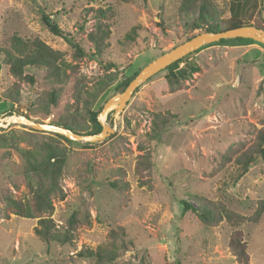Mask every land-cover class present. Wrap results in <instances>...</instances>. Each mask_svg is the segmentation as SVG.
<instances>
[{
	"label": "rangeland",
	"instance_id": "1",
	"mask_svg": "<svg viewBox=\"0 0 264 264\" xmlns=\"http://www.w3.org/2000/svg\"><path fill=\"white\" fill-rule=\"evenodd\" d=\"M210 1L223 25L231 15L232 0ZM251 1L257 8L249 25L264 26V0ZM179 2L0 0V48L11 36L27 41L37 37L60 51L62 60L75 66L74 75L90 87L105 75L121 78L142 68L198 32L189 29L192 19L179 17ZM98 13L108 30V45L100 57H92L89 35ZM42 14L52 19L61 35L43 24ZM132 27L135 33L127 40ZM75 45L86 54L78 56ZM1 58L0 51V99L15 98L17 114L43 117L48 93L58 85L33 68L29 72L35 73V83L21 82ZM195 58L199 71L175 91L168 90L165 68L143 81L116 117L114 132L102 141H61L67 148L58 181L64 196L51 197L50 217L58 231L71 235L69 243L41 241L33 229L37 218L18 216L8 206L12 199H30L28 184L34 188L41 178L24 173L20 154L7 141L12 144L14 139L17 147L25 148L46 139L48 133L16 122L0 129V264H94L93 257L77 253L102 243L118 250L113 264H240L228 244L235 231L241 232L246 244L248 264H264V208L256 222L232 225L223 220L208 225L193 211L183 212L180 203L249 217L264 200V158L258 157L239 179L234 164L235 150L248 146L254 130L264 123V43L213 44L202 47ZM110 62L115 66L107 68ZM74 75L58 107L43 121L63 112V103L71 100ZM114 85L90 107L117 101L120 92ZM4 108L0 102V115H6ZM155 112L176 117L157 139L149 140L144 134ZM106 123L113 125L110 118ZM141 154L148 155L151 165L138 173L135 165ZM114 230L118 235L112 237Z\"/></svg>",
	"mask_w": 264,
	"mask_h": 264
},
{
	"label": "trees",
	"instance_id": "2",
	"mask_svg": "<svg viewBox=\"0 0 264 264\" xmlns=\"http://www.w3.org/2000/svg\"><path fill=\"white\" fill-rule=\"evenodd\" d=\"M256 8L257 4L255 1L232 0L230 6L231 15L225 20L223 25L216 19V11L210 0H180L177 13L182 19H192V22L188 25L190 30L199 29L198 32L188 35L185 38L187 40L203 31L217 32L242 25H249L250 23H248V19L253 16ZM260 12L261 10L259 11V14ZM97 17L95 30L89 35L93 43V51L90 54L92 57H100L104 48L108 45V42L106 41L108 30L105 24L101 21V14L97 15ZM41 20L53 34H62L57 25L48 15L42 14ZM254 26L264 30V26H261L260 24H254ZM133 33H135V27H132L125 35L126 39L132 40ZM65 39L69 42L72 41L68 37H65ZM256 42L257 41L253 39L242 37L220 39L217 42L203 45L186 54L165 67L167 70L165 80L168 85V90L175 91L179 89L184 80L190 78L192 73L199 71L200 67L195 58V54L202 47L213 44L243 45ZM0 51L2 53L1 61L7 66L8 72L21 82H25L30 86L35 83V73L29 72V69L33 68L35 70L43 71V78L54 85H58L56 88L53 86L54 88L48 93V102H46L43 107V117L34 120L43 121V118L53 114V111L58 107L57 105L64 87L68 86L72 79V75L75 74V66L65 63L62 60V53L60 51L51 48L37 37L31 41H27L22 40L17 36H11L8 40V44L1 47ZM75 52L78 56L86 54V52L78 45H75ZM162 53L163 52L160 54ZM180 64H182V66H180ZM106 66L107 68H111L114 67L115 64L110 62ZM140 69L141 67L134 68L123 74L121 78L117 77L116 74L105 75L98 78L90 87L84 83L82 78H77L74 75L75 78L72 84L71 100H66L63 103V112L56 118L49 119L48 123L66 127L78 134L98 133L101 130V125L97 120V114L102 107L100 106L98 109H92L90 107L91 104L96 100L100 93L105 91L114 82L115 91L122 92ZM13 100H15V98L6 97L3 100L0 99V102L5 106L4 109L6 114L16 112L14 108L15 101ZM19 114L29 117L28 114L23 112H19ZM175 117L176 115L170 112L153 113L150 130L144 135L149 140L157 139L163 129ZM107 118H110L111 120L110 113ZM27 128L33 130L30 127ZM47 133L48 136L46 139L37 141L25 148L17 147L14 139L12 144H10L7 141V138H5L8 145H12V147H14L20 154L24 165V173L36 175L41 178L40 183L34 188L28 184L32 193L30 199H12L8 203V206L11 207L12 212L18 216L37 218L36 225L33 229L34 233L41 241L66 244L71 242V235L67 232H60L55 228L50 213L52 210L51 197L56 195V193H59L61 198L64 196L61 193L58 181L67 160V148L61 141L70 143L71 140L56 133ZM235 152H237V154L234 157V164L238 169L236 178L239 179V177L247 171L248 167L255 162L258 157L264 158V123L254 130L252 142L246 147L242 145V147L235 150ZM230 156H227V159H230ZM138 157L139 159L136 162L135 171L139 173L150 167L151 163L147 154H141ZM112 185L114 187L118 186L116 182H113ZM180 203L182 204L183 212L188 210L193 211L202 223L208 225L216 224L223 220H226L232 225L240 224L246 220L256 222L261 216L264 208V200H260L254 214L245 217L218 207L205 209V206L203 205L193 207L183 200H181ZM120 229L121 233H124L123 229ZM109 235L115 237L118 235V232L114 230L111 231ZM228 244L236 261L240 264H248L246 244L242 240L240 231L232 233ZM123 245H126L125 241ZM77 254L84 257H93L94 264H113L119 256L118 250H116V248L114 249L112 244L109 243L99 244L94 250L91 248H85L84 250H80Z\"/></svg>",
	"mask_w": 264,
	"mask_h": 264
},
{
	"label": "water",
	"instance_id": "3",
	"mask_svg": "<svg viewBox=\"0 0 264 264\" xmlns=\"http://www.w3.org/2000/svg\"><path fill=\"white\" fill-rule=\"evenodd\" d=\"M250 38L259 43H264V30L254 25H242L235 28H230L217 32L203 31L186 41L174 46L166 52L158 55L156 58L143 66L135 77L128 83L126 88L120 92L116 97L117 101L109 99L97 114V120L101 125V130L95 134H78L74 131L47 121H35L23 114L12 112L6 115H0V128H7L10 123L16 122L24 126H28L33 130L56 133L64 136L72 141H84L88 143L98 142L105 139L108 135L114 132L115 119L120 111L126 105L128 99L131 97L134 90L146 79L152 76L158 70H161L185 56L186 54L200 48L203 45L217 42L220 39L228 38ZM111 114L112 127L107 125L108 114Z\"/></svg>",
	"mask_w": 264,
	"mask_h": 264
}]
</instances>
